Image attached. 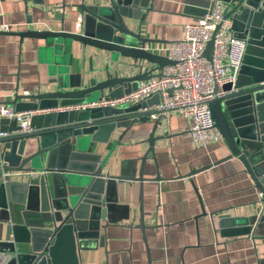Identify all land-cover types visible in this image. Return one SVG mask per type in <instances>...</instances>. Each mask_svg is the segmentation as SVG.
<instances>
[{
    "label": "water",
    "instance_id": "water-1",
    "mask_svg": "<svg viewBox=\"0 0 264 264\" xmlns=\"http://www.w3.org/2000/svg\"><path fill=\"white\" fill-rule=\"evenodd\" d=\"M220 1L225 3L224 16L232 22L234 37L246 42V54L235 83L224 85L225 94L207 103L228 154L199 171L236 161L263 195L261 208L251 216L231 221L209 216L214 232L234 238L250 236L256 225H264V0ZM210 2L185 0L184 14L202 17ZM141 6L138 0L83 1L77 6L82 14L80 30L0 31L20 41L44 40L62 58L52 90L16 94L10 105L26 112L115 100L136 91L141 82L161 76L163 67L175 63L145 50L147 45L167 42L143 36ZM73 44L95 50L98 67L91 65L85 75L67 76ZM213 46L214 38L203 54L209 62ZM128 67L138 72L122 75ZM159 102L156 94L125 107L35 115L29 132H23L15 120L0 121V133L8 134L0 136V264H84L81 253L88 250L89 239H96L101 222L103 229L114 223L116 198L111 194L117 182L144 181L142 170L138 178L104 172L117 146L110 140L116 130L124 129L118 136L121 140L133 125L159 115L154 109ZM161 121V117L153 121L142 162L152 158L157 164L155 144L167 137V133L155 136ZM103 145L111 146L105 156L100 153ZM160 180L157 175L154 181ZM201 209L196 220L208 215ZM139 227L144 234L143 213Z\"/></svg>",
    "mask_w": 264,
    "mask_h": 264
},
{
    "label": "crops",
    "instance_id": "crops-1",
    "mask_svg": "<svg viewBox=\"0 0 264 264\" xmlns=\"http://www.w3.org/2000/svg\"><path fill=\"white\" fill-rule=\"evenodd\" d=\"M83 1L92 3V0H0V31L74 32L76 24H82L77 6ZM138 2L143 5L140 14L144 16L142 34L145 38L178 41L183 37V25L198 18L184 14L185 0ZM95 55L92 48L73 44L67 76L84 74L91 65L97 68ZM61 62L62 58L54 55L53 45L44 40L20 41L18 36L0 34V103L10 105L16 94L52 90ZM125 62L133 63L132 60ZM137 72L136 68L128 67L121 74L132 76ZM161 123L155 136L167 133V137L155 144L157 164L152 158L142 162L148 149L145 140L153 127L151 117L133 125L121 140L118 136L124 129L114 132L110 142L117 146L104 172L138 178L142 170L144 181L117 182L111 194L116 198L114 223L103 229L105 222H101L96 239H89L88 250L81 253L82 262L264 264V241L259 239L264 237V225H256L250 236L226 238L219 230L213 231L209 217L213 215L217 221L223 216L231 221L257 213L263 202L260 190L236 161L199 171L226 157L228 151L224 142L196 149L183 116L172 113L168 119L162 118ZM110 150V145L100 147L103 156ZM196 171L199 173L189 176ZM157 175L162 180L154 181ZM201 206L208 215L196 220L202 214ZM142 213L144 234L139 227Z\"/></svg>",
    "mask_w": 264,
    "mask_h": 264
},
{
    "label": "built area",
    "instance_id": "built-area-1",
    "mask_svg": "<svg viewBox=\"0 0 264 264\" xmlns=\"http://www.w3.org/2000/svg\"><path fill=\"white\" fill-rule=\"evenodd\" d=\"M224 9L223 1L211 0L204 16L183 25L181 39L147 45L146 51L165 56L175 64L163 67L161 76L141 82L136 91L115 100L100 99L46 111L17 112L12 106L0 103V121L15 120L23 132H29L35 115L125 107L159 94L160 102L154 108L159 115H152L153 121L159 117L168 119L172 113L183 116L188 122V133L196 149L224 142L215 128L207 103L225 94L224 85L235 83L246 54V42L234 37L232 22L225 18ZM80 28L81 23H77L76 29ZM213 38V57L209 62L203 54ZM7 135L0 133V136Z\"/></svg>",
    "mask_w": 264,
    "mask_h": 264
}]
</instances>
